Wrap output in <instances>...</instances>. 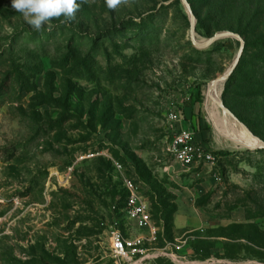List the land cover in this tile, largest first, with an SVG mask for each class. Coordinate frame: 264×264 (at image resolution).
Returning <instances> with one entry per match:
<instances>
[{"label":"rangeland","instance_id":"obj_1","mask_svg":"<svg viewBox=\"0 0 264 264\" xmlns=\"http://www.w3.org/2000/svg\"><path fill=\"white\" fill-rule=\"evenodd\" d=\"M185 1L194 41L242 44L197 49L180 0H79L39 31L0 0V264H113L125 178L160 230L148 264H264V149L234 145L249 139L204 107L241 51L221 101L264 144V0ZM183 128L212 160L167 155Z\"/></svg>","mask_w":264,"mask_h":264},{"label":"built area","instance_id":"obj_2","mask_svg":"<svg viewBox=\"0 0 264 264\" xmlns=\"http://www.w3.org/2000/svg\"><path fill=\"white\" fill-rule=\"evenodd\" d=\"M166 153L183 167L212 160L211 154L195 142L193 133L187 129H181L171 138ZM116 167L120 168L119 165ZM122 188L126 195L121 212L126 224L122 228L115 221L109 226V257L113 264H148L157 256L155 245L159 227L153 222L148 203L138 193L133 180L123 179ZM134 228L142 232L134 235L131 231Z\"/></svg>","mask_w":264,"mask_h":264},{"label":"clouds","instance_id":"obj_3","mask_svg":"<svg viewBox=\"0 0 264 264\" xmlns=\"http://www.w3.org/2000/svg\"><path fill=\"white\" fill-rule=\"evenodd\" d=\"M107 7L112 9L122 0H106ZM11 7L20 13L26 22L36 31L41 30L54 18L64 17L66 21L74 19L80 8L79 0H11Z\"/></svg>","mask_w":264,"mask_h":264},{"label":"bare ground","instance_id":"obj_4","mask_svg":"<svg viewBox=\"0 0 264 264\" xmlns=\"http://www.w3.org/2000/svg\"><path fill=\"white\" fill-rule=\"evenodd\" d=\"M226 73L227 72H225L220 79L214 82L212 88L209 91H207L205 95V99H204V107L206 109L205 113L207 114L208 120L211 122L214 129H216L215 128V124H216L215 106L216 104L219 106V108L222 111H224L222 107V101H221V92H222L221 85L223 88L224 77ZM227 116L233 122V124L249 139V143H238L237 141L233 140V142L235 143L234 145L236 146L240 145V146L251 148V149L258 146V141L254 137H252L244 128H242L231 116H229L228 114Z\"/></svg>","mask_w":264,"mask_h":264},{"label":"water","instance_id":"obj_5","mask_svg":"<svg viewBox=\"0 0 264 264\" xmlns=\"http://www.w3.org/2000/svg\"><path fill=\"white\" fill-rule=\"evenodd\" d=\"M189 16V23H190V27H189V37H190V40L192 42V44L197 48V49H205L207 48L209 45H211L213 42L221 39V38H234L236 40H239L241 42V39L239 38L238 35L234 34V33H231V32H221V33H217L215 35H213L209 40L205 41V42H196L194 41V38H193V33H194V24H195V19L191 13V10H190V6L188 5V3L185 1V0H180ZM242 44V42H241ZM240 55H241V51L238 52V55L236 57V60L234 62V64L228 69L227 73L225 74V77H224V82L227 80L228 76L230 75V73L233 71V69L235 68L239 58H240ZM221 78V77H220ZM219 78V79H220ZM218 80V79H217ZM215 80V81H217ZM211 82L210 85L208 86L207 88V91H209L214 82ZM223 107V105H222ZM223 110L229 115L231 116L242 128H244L247 132L248 130L240 123L238 122L234 117L233 115L223 107ZM250 134V132H248ZM251 135V134H250ZM252 136V135H251ZM256 139V138H255ZM257 140V139H256ZM258 141V140H257ZM256 148H263L264 149V144L261 143L260 141H258V146H256Z\"/></svg>","mask_w":264,"mask_h":264},{"label":"trees","instance_id":"obj_6","mask_svg":"<svg viewBox=\"0 0 264 264\" xmlns=\"http://www.w3.org/2000/svg\"><path fill=\"white\" fill-rule=\"evenodd\" d=\"M199 22H201V21H199ZM197 28H200V23L196 24V29ZM200 104H201V93L198 90L192 96H190V98L187 101L184 102L185 108L189 109L190 119L196 120V122H195L196 124L198 121L199 105ZM195 107H196L197 111L195 110ZM191 126H192V130H193L194 134L198 135V128L196 125H194V123L192 121H191ZM194 140L197 144H199L200 146H202L204 148V146H203V144H201V142L196 141L195 138H194ZM204 150H206V149L204 148ZM125 195L126 194L124 192L122 201H124ZM122 205H123V202L121 204V207H122Z\"/></svg>","mask_w":264,"mask_h":264},{"label":"crops","instance_id":"obj_7","mask_svg":"<svg viewBox=\"0 0 264 264\" xmlns=\"http://www.w3.org/2000/svg\"><path fill=\"white\" fill-rule=\"evenodd\" d=\"M184 129V128H183Z\"/></svg>","mask_w":264,"mask_h":264}]
</instances>
